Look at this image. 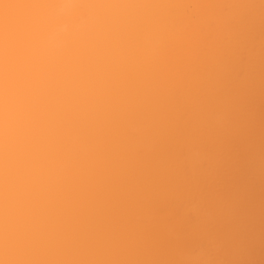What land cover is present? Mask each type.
Listing matches in <instances>:
<instances>
[{
	"label": "clouds",
	"instance_id": "9594fccd",
	"mask_svg": "<svg viewBox=\"0 0 264 264\" xmlns=\"http://www.w3.org/2000/svg\"><path fill=\"white\" fill-rule=\"evenodd\" d=\"M0 264H264V0H0Z\"/></svg>",
	"mask_w": 264,
	"mask_h": 264
}]
</instances>
